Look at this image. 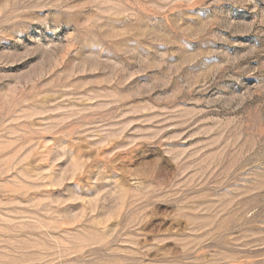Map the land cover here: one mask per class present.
<instances>
[{"label":"rangeland","instance_id":"rangeland-1","mask_svg":"<svg viewBox=\"0 0 264 264\" xmlns=\"http://www.w3.org/2000/svg\"><path fill=\"white\" fill-rule=\"evenodd\" d=\"M0 264H264V0H0Z\"/></svg>","mask_w":264,"mask_h":264}]
</instances>
